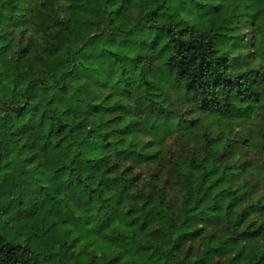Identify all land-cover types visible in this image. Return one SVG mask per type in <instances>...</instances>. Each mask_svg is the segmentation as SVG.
<instances>
[{"label": "trees", "instance_id": "16d2710c", "mask_svg": "<svg viewBox=\"0 0 264 264\" xmlns=\"http://www.w3.org/2000/svg\"><path fill=\"white\" fill-rule=\"evenodd\" d=\"M39 263L264 264V0H0V264Z\"/></svg>", "mask_w": 264, "mask_h": 264}, {"label": "rangeland", "instance_id": "374dc122", "mask_svg": "<svg viewBox=\"0 0 264 264\" xmlns=\"http://www.w3.org/2000/svg\"><path fill=\"white\" fill-rule=\"evenodd\" d=\"M172 142V141H171ZM40 264V263H39Z\"/></svg>", "mask_w": 264, "mask_h": 264}]
</instances>
